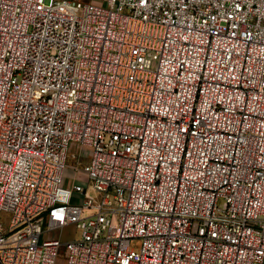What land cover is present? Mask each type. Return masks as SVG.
<instances>
[{
    "label": "built area",
    "instance_id": "2783aa9c",
    "mask_svg": "<svg viewBox=\"0 0 264 264\" xmlns=\"http://www.w3.org/2000/svg\"><path fill=\"white\" fill-rule=\"evenodd\" d=\"M102 1L0 0V264H264V0Z\"/></svg>",
    "mask_w": 264,
    "mask_h": 264
},
{
    "label": "rangeland",
    "instance_id": "374dc122",
    "mask_svg": "<svg viewBox=\"0 0 264 264\" xmlns=\"http://www.w3.org/2000/svg\"><path fill=\"white\" fill-rule=\"evenodd\" d=\"M90 1H94L95 3H99L101 5H107V3L102 0H90ZM83 150L87 151L88 148L84 147ZM76 150L74 149H71L70 153H69V156H68V159H67V168L65 170V173H64V179H63V183L66 185V186H71L72 183L74 182V168L75 167H80L82 168L83 165L87 162V159L85 158H78L77 154L75 156L72 155V152H74ZM77 179L82 182V183H86L87 182V175L85 173H81V172H78V175H77ZM90 193H93L92 189L89 188L88 189ZM80 197H78L77 195H74L73 196V202H77L79 201ZM74 233H76L78 235V231H75V228L73 225H70L68 226L66 229H65V232H64V238H70L74 235ZM58 233L54 232L52 233V235H57ZM45 238V234H43L41 236V240H43ZM132 245L134 247H139L140 245V240L139 239H135L132 241ZM61 259H59L58 261V264H63V259L66 258V251L65 249H61L60 250V256H59Z\"/></svg>",
    "mask_w": 264,
    "mask_h": 264
},
{
    "label": "crops",
    "instance_id": "0c3cea01",
    "mask_svg": "<svg viewBox=\"0 0 264 264\" xmlns=\"http://www.w3.org/2000/svg\"><path fill=\"white\" fill-rule=\"evenodd\" d=\"M85 1H90V0H85Z\"/></svg>",
    "mask_w": 264,
    "mask_h": 264
}]
</instances>
